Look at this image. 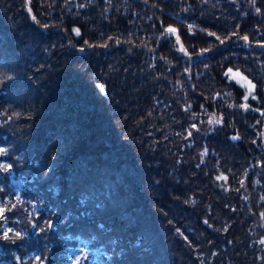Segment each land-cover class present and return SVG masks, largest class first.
Instances as JSON below:
<instances>
[{
    "label": "trees",
    "instance_id": "trees-1",
    "mask_svg": "<svg viewBox=\"0 0 264 264\" xmlns=\"http://www.w3.org/2000/svg\"><path fill=\"white\" fill-rule=\"evenodd\" d=\"M0 149V264H264V0H0Z\"/></svg>",
    "mask_w": 264,
    "mask_h": 264
},
{
    "label": "snow or ice",
    "instance_id": "snow-or-ice-1",
    "mask_svg": "<svg viewBox=\"0 0 264 264\" xmlns=\"http://www.w3.org/2000/svg\"><path fill=\"white\" fill-rule=\"evenodd\" d=\"M257 11H259V9H257ZM33 19L35 20V17H34V16H33ZM191 27H192V26L189 25V29H191ZM73 31L76 33V35H79V34H80L79 29H73ZM165 32L168 33V34H176V33H177V30H176L175 28L169 26L168 28L165 29ZM209 35L215 36V33H209ZM216 39H220V37L217 36ZM242 39L247 40L248 37H247V36H244V37H242ZM176 40H177V43L180 44V50L186 52V50L184 49L182 43L180 42V38H179V35H178V34L176 35ZM221 43H223V41H221ZM186 54H187V53H186ZM228 73H232L234 76H240V78H241L242 80H246V78H245V77H242L241 74H240L238 71H237L236 73H233V72H232V69H229V70H228ZM247 83H248V85L250 86V88H254V87H255L254 85H251V82H250V81H248ZM102 90H103V89H102ZM249 94H250V93H249ZM247 98H248V96H245V97H244L245 100H246ZM243 107L247 108L248 106H247V105H243ZM209 122H210V123H219L220 121H219L218 119L213 118V119L210 120ZM189 135H190V133H189ZM234 139H236V137H234ZM2 151H3V150L0 149V152H2ZM225 179H226V178H225ZM4 211H5V209H0V216L3 215ZM49 226H51V225H49ZM8 231H11V230H8ZM15 235H16L17 237H19V236H20V233H16ZM4 238H5V239L8 238V232H7V231H6L5 234H4ZM262 243H264V241H262ZM76 264H79V260L76 261Z\"/></svg>",
    "mask_w": 264,
    "mask_h": 264
},
{
    "label": "rangeland",
    "instance_id": "rangeland-1",
    "mask_svg": "<svg viewBox=\"0 0 264 264\" xmlns=\"http://www.w3.org/2000/svg\"><path fill=\"white\" fill-rule=\"evenodd\" d=\"M242 76V75H241ZM242 77H244V76H242ZM235 78L236 79H238V81L240 82V83H242V84H244V85H248V79L246 78V80H242L241 78H240V76H235Z\"/></svg>",
    "mask_w": 264,
    "mask_h": 264
}]
</instances>
